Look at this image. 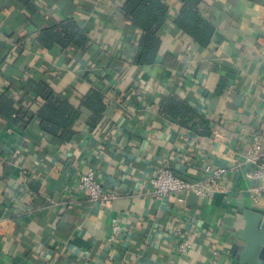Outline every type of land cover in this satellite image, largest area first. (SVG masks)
<instances>
[{"label":"crops","instance_id":"obj_1","mask_svg":"<svg viewBox=\"0 0 264 264\" xmlns=\"http://www.w3.org/2000/svg\"><path fill=\"white\" fill-rule=\"evenodd\" d=\"M28 1L0 0V97L12 82L6 96L34 114L38 104L21 98L31 78L75 105L98 84L108 93L102 118L93 124L81 110L66 142L36 118L22 127L0 113V264H247L237 237L242 211L264 220L245 164L254 138L264 147V0H201L214 27L206 47L175 28L181 4L166 0L157 62L124 65L109 81L105 64L123 45L124 0ZM65 19L85 30L91 51L38 47L35 32ZM163 166L191 183L207 178V167L226 173L181 206L150 195L146 180ZM90 170L117 194L110 208L77 190ZM113 220L121 232L109 240ZM179 233L191 243L186 256L173 248Z\"/></svg>","mask_w":264,"mask_h":264},{"label":"trees","instance_id":"obj_2","mask_svg":"<svg viewBox=\"0 0 264 264\" xmlns=\"http://www.w3.org/2000/svg\"><path fill=\"white\" fill-rule=\"evenodd\" d=\"M20 1L29 5L28 0ZM177 1L181 7L174 19L175 28L200 46H208L214 34V27L203 18L199 9L201 0ZM118 13L126 23L122 35L123 45L119 56L116 57L114 54L105 64L106 81L111 80L124 65L148 70L157 62L169 8L166 0H124L118 8ZM35 33L38 47L45 50L54 46L62 50L72 46L81 53L92 50V46L88 45L89 39L85 30L73 19H65ZM14 87L15 84L11 82L10 86L6 87L5 94L9 95L15 90ZM21 90L24 102L29 105L35 102L38 104L36 113L33 114L29 109L18 106L13 98L6 95L0 97V113L7 118L13 117V121L22 127L36 118L42 130L62 142L69 141L74 136L73 126L81 110H87L92 114L93 124L102 118L108 93L106 85L98 84L75 105L67 97L56 93L47 83L34 78L28 79L26 87L24 89L21 87Z\"/></svg>","mask_w":264,"mask_h":264},{"label":"built area","instance_id":"obj_3","mask_svg":"<svg viewBox=\"0 0 264 264\" xmlns=\"http://www.w3.org/2000/svg\"><path fill=\"white\" fill-rule=\"evenodd\" d=\"M3 153L4 151L0 147V159ZM245 164L251 167L249 174L257 182L255 186L249 188V198L253 203H264V147H262L258 138H254L252 141L245 156ZM205 172L207 178L196 183H191L178 177L171 168L163 166L157 168L146 181L150 187L152 198L157 200L173 198L177 204L184 206L186 198L190 193H194L197 197L203 196L208 190L217 185L218 180L226 173V170L223 168L213 169L207 167ZM76 188L85 192L91 202L98 204L104 209L110 208L113 201L118 197L115 192H108L102 188L95 172L92 170L79 177ZM120 232V226L113 220L109 240H113L114 237L120 235ZM173 248L178 256H186L191 249V243L179 233V240L176 241ZM217 254L218 252L215 251L214 255Z\"/></svg>","mask_w":264,"mask_h":264},{"label":"water","instance_id":"obj_4","mask_svg":"<svg viewBox=\"0 0 264 264\" xmlns=\"http://www.w3.org/2000/svg\"><path fill=\"white\" fill-rule=\"evenodd\" d=\"M194 193L189 194L193 204L197 201ZM243 228L237 237L244 242L239 258L247 264H264V220L263 216L250 209L242 211Z\"/></svg>","mask_w":264,"mask_h":264}]
</instances>
